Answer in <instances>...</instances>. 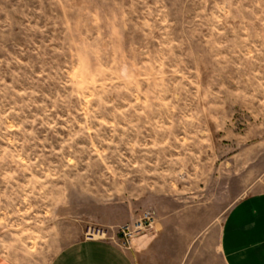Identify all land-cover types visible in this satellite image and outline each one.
Instances as JSON below:
<instances>
[{
  "label": "rangeland",
  "instance_id": "rangeland-1",
  "mask_svg": "<svg viewBox=\"0 0 264 264\" xmlns=\"http://www.w3.org/2000/svg\"><path fill=\"white\" fill-rule=\"evenodd\" d=\"M260 191L264 0H0L12 264H50L145 211L210 262L226 212Z\"/></svg>",
  "mask_w": 264,
  "mask_h": 264
},
{
  "label": "crops",
  "instance_id": "crops-1",
  "mask_svg": "<svg viewBox=\"0 0 264 264\" xmlns=\"http://www.w3.org/2000/svg\"><path fill=\"white\" fill-rule=\"evenodd\" d=\"M110 229L112 234L117 230ZM151 233L132 237L129 245L134 251L108 241H78L62 249L50 264H199L198 244H183L176 226L155 223ZM217 251L216 259L212 255L210 262L201 264H264V191L246 195L226 212ZM0 264L12 262L0 254Z\"/></svg>",
  "mask_w": 264,
  "mask_h": 264
},
{
  "label": "built area",
  "instance_id": "built-area-1",
  "mask_svg": "<svg viewBox=\"0 0 264 264\" xmlns=\"http://www.w3.org/2000/svg\"><path fill=\"white\" fill-rule=\"evenodd\" d=\"M155 223L156 220L154 217V213L151 211H145L139 216L137 221L132 224H126L119 227L113 234L105 230L104 228L91 227L86 233V240L108 241L113 243H116V241H121L122 244L125 245L130 243L132 237L141 232H153Z\"/></svg>",
  "mask_w": 264,
  "mask_h": 264
}]
</instances>
